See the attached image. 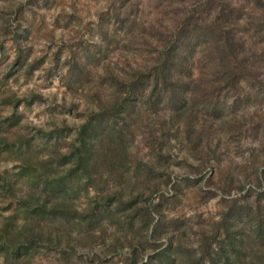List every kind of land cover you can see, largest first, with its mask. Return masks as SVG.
I'll return each mask as SVG.
<instances>
[{"label":"rangeland","instance_id":"1","mask_svg":"<svg viewBox=\"0 0 264 264\" xmlns=\"http://www.w3.org/2000/svg\"><path fill=\"white\" fill-rule=\"evenodd\" d=\"M152 1L0 0L3 264H150L160 250L174 251L175 262L202 258L205 264H221L217 245L224 242L226 218L237 212L260 257L264 225L259 227L262 238L256 233L257 224L264 223V98H251L257 89L251 84L226 90V108L233 110L226 114L227 126H218L220 120L208 123L213 135L203 160L182 135L169 131L154 143L150 129L157 126L137 122L126 159L113 175L105 173L103 181L112 187L114 182L149 185L150 180H158L159 189L143 196L148 201L136 203V210L145 204L159 205L151 226L140 229L139 214L130 217L132 208H127L117 214L124 231L118 232L116 242L110 232L114 224H107L102 235L85 221L91 219L87 211L94 206L95 192L86 178L77 183V176L68 171L70 160L63 157L76 128L91 111L85 96L98 92L104 99L110 82L104 67L110 64L121 73L137 55L145 54L146 50L123 47L122 42L130 33L126 21L135 25L143 7H148L150 19ZM104 41L111 46L107 55L98 51ZM78 67L85 71L80 73ZM75 81L79 85L73 86ZM260 90L264 92V85ZM95 102L94 97L92 105ZM165 137L171 141L169 148L160 144ZM151 161L158 164L149 171ZM62 177L73 186L72 206L57 210L46 191Z\"/></svg>","mask_w":264,"mask_h":264},{"label":"trees","instance_id":"2","mask_svg":"<svg viewBox=\"0 0 264 264\" xmlns=\"http://www.w3.org/2000/svg\"><path fill=\"white\" fill-rule=\"evenodd\" d=\"M148 11V7H143L140 20L133 21L135 25L126 21L130 33L122 42L123 47L146 50L145 54L137 55L129 69L121 73L110 64L104 67L110 81L107 94L103 92L104 99L98 92L85 96L86 107L89 105L91 111L76 128L68 155L63 157L70 160L68 171L77 176V183L86 178L95 192L94 206L87 211L91 219L85 220L89 228L105 235L107 224H114L110 232L116 242L120 240L118 232L124 231L117 214L132 208L128 216L139 214L140 229L151 226L153 215L159 214L158 204H145L136 210L137 202L148 201L144 195L150 197L159 189L158 180H150L149 185H138L132 180L125 181V185L114 182L112 187L103 181L105 173L113 175L115 167L126 159L129 140L138 131L137 122L157 126L156 130L150 129L154 143L169 131H174L176 137L182 135L203 160L211 149L213 135L208 123L220 120L218 126H227L226 114L233 110L226 108V90L251 84L257 87L251 98H264L260 90L264 85V0H153L150 19ZM109 50V41L98 49L101 55H107ZM78 68L80 73L85 71V67ZM75 85L79 82L75 81ZM94 97L96 102L92 105ZM162 140L160 144L169 148L171 141L166 137ZM159 160L155 156V161ZM156 162H150L149 171L156 168ZM63 178L46 191V198L55 200L52 208L57 210L72 206L73 186ZM241 220L239 212L226 218L224 242L217 245L218 261L241 264L249 259V264H264V246L258 248L262 252L257 257L252 249L254 240L245 232ZM263 225L257 224V238H262L259 227ZM159 227L154 225L152 235ZM138 245L142 254V239ZM170 251L156 252L150 264H205L202 258H178L175 262L174 251Z\"/></svg>","mask_w":264,"mask_h":264},{"label":"clouds","instance_id":"3","mask_svg":"<svg viewBox=\"0 0 264 264\" xmlns=\"http://www.w3.org/2000/svg\"><path fill=\"white\" fill-rule=\"evenodd\" d=\"M0 264H3V261L2 260H0Z\"/></svg>","mask_w":264,"mask_h":264}]
</instances>
